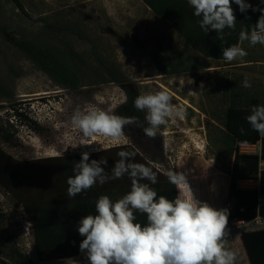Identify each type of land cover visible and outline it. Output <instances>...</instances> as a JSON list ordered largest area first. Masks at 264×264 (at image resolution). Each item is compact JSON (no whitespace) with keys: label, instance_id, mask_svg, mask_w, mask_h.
Masks as SVG:
<instances>
[{"label":"rangeland","instance_id":"374dc122","mask_svg":"<svg viewBox=\"0 0 264 264\" xmlns=\"http://www.w3.org/2000/svg\"><path fill=\"white\" fill-rule=\"evenodd\" d=\"M246 2L256 9L264 0ZM195 27L186 16L158 15L143 0H0V125L12 139L0 133V147L32 161L130 144L164 172L197 152L229 169L230 137L254 105H264V45L240 41L247 56L231 62L207 57L187 42ZM246 76L250 88L242 86ZM156 91L168 92L185 116L169 118L149 138L146 112L134 101ZM88 107L138 123L125 126L119 144L90 141L71 124L73 112ZM16 110L23 116L15 118ZM258 200L242 199L252 217ZM18 253L39 264L31 215L0 188V264H17Z\"/></svg>","mask_w":264,"mask_h":264},{"label":"clouds","instance_id":"9594fccd","mask_svg":"<svg viewBox=\"0 0 264 264\" xmlns=\"http://www.w3.org/2000/svg\"><path fill=\"white\" fill-rule=\"evenodd\" d=\"M233 2L242 13L252 8L246 0H188L194 15L201 17L200 27L206 32L235 28ZM260 11L264 13V9ZM239 40H247L252 46L264 45V14L250 32L240 31ZM222 56L231 62L243 59L247 52L240 44H235L224 48ZM242 86H252L247 76ZM134 107L146 112L149 126L144 127L143 132L149 138H154L157 129L166 125L169 118L185 116L184 110L172 103V97L166 91L139 95ZM246 120L253 130L264 136V105H254ZM136 123V117L120 116L95 107L77 108L71 117L72 126L83 137L90 141L104 137L116 144L125 138V126ZM117 155L120 159L109 176L105 173L106 159L90 160V153L83 152L73 169L74 176L67 179L69 197L90 189L97 182L103 185L125 174L131 179V190L127 194L115 202L107 195L100 196L95 204L97 214L86 215L79 221L77 230L84 237L79 249L88 264H235L236 253L226 247L230 235L227 208L216 209L197 200L185 174L175 171H168L167 178L177 186L179 194L174 200L165 196L157 199V192L149 184L141 183L143 180L157 183L156 173L144 164L130 162L134 152L120 151ZM134 210L147 214V226L134 222ZM66 264L79 262L67 258Z\"/></svg>","mask_w":264,"mask_h":264},{"label":"trees","instance_id":"16d2710c","mask_svg":"<svg viewBox=\"0 0 264 264\" xmlns=\"http://www.w3.org/2000/svg\"><path fill=\"white\" fill-rule=\"evenodd\" d=\"M155 13L165 18L173 15L186 16L196 27L187 35V42L195 46L207 57L223 59L222 50L239 44L241 30L251 31L259 17L264 14V3L256 11L247 10L235 15L234 29L225 28L222 32L205 31L200 27L201 17L194 15V9L188 0H143ZM172 15V16H171ZM252 107V106H251ZM23 116L15 111L14 117ZM243 129V132H241ZM0 133L6 142H11L10 136L0 125ZM235 146L230 170V193L236 197L264 196V169L260 161H264V136L252 129L249 123H243L235 135L230 137ZM261 142V155L241 152L242 145H256ZM120 151L134 152L130 162L144 164L154 170L144 156L130 145L119 146L91 153L90 160H107L105 173L112 175V168L120 159ZM81 155L60 156L54 158L19 161L0 147V188L14 196L32 217L35 235L36 252L39 262H54L61 259L77 257L80 254L79 245L82 237L77 230L78 210L87 204L93 192L101 191L97 182L88 190L75 197L67 194V179L74 176L73 169ZM177 172L176 169H174ZM246 181L259 182L260 191L243 189ZM142 182V181H141ZM131 179L127 174L119 179H110L104 183L103 190H125ZM128 187V186H127ZM101 189V190H100ZM259 216L264 218V205L259 206ZM247 205L243 201L234 203L229 212L230 224L233 220H251ZM251 264H264V229L248 231L242 234ZM17 264H34L27 255L18 253ZM2 264H8L3 262Z\"/></svg>","mask_w":264,"mask_h":264},{"label":"crops","instance_id":"0c3cea01","mask_svg":"<svg viewBox=\"0 0 264 264\" xmlns=\"http://www.w3.org/2000/svg\"><path fill=\"white\" fill-rule=\"evenodd\" d=\"M263 3L259 4L258 6L262 5ZM257 6V7H258ZM130 145V144H127ZM119 146H126V145H119ZM114 146V147H119ZM135 148L138 152H140L139 148L135 145H130ZM111 147V148H114ZM110 149V148H109ZM107 150V149H105ZM141 153V152H140ZM149 164L153 167V162L149 161L145 158ZM233 163V162H232ZM230 165L229 169H223L217 166L213 157H209L205 153L197 152V153H184L182 156L178 158L176 170L177 172H181L185 174L187 181L190 185L192 193L194 197L201 201L207 202L210 206L221 209L226 208L227 203L233 202L236 203L237 201H242V197H236L231 195L230 193V170L232 169V164ZM153 172L157 175V183L151 184L148 180H143L141 183H147L151 188H153L157 192V199L160 196H165L169 200H174L177 195L179 194V189L177 186L171 184L167 178V172H164L160 169H156L153 167ZM244 184V183H242ZM103 185L99 184L101 191L93 192L86 203L91 204L90 206L81 207L78 210V218L77 224L79 225V221L82 217L86 215H95V204L96 201L102 195H107L109 198L115 202L117 199L122 198L125 194H127L131 190V183L127 184L125 190H103ZM244 186V185H242ZM251 188H254L257 191H260V183H253ZM244 189V188H243ZM249 190V189H247ZM260 197V193L258 195ZM259 206L260 203H259ZM248 208V207H247ZM249 217H252L249 210H248ZM134 216L136 223L141 224V226H147V214L141 213L138 210H134ZM259 217V214L255 216V218ZM77 225V229H78ZM248 232V231H247ZM245 233V232H244ZM243 233L231 232L230 235L227 237L226 247L231 249L236 253V261L235 264H251L245 245L242 239ZM84 237H82V240ZM81 243V242H80ZM72 259L79 262V264H88L87 258L84 253L80 252L77 257H73ZM66 259H61L54 262H46L39 264H51L55 262L65 263ZM39 261V260H38ZM34 264H37L34 262Z\"/></svg>","mask_w":264,"mask_h":264},{"label":"built area","instance_id":"2783aa9c","mask_svg":"<svg viewBox=\"0 0 264 264\" xmlns=\"http://www.w3.org/2000/svg\"><path fill=\"white\" fill-rule=\"evenodd\" d=\"M241 152L249 153V154H257L261 155L262 152V146L261 142H259L256 145H242L240 147ZM260 168L264 169V161H260ZM255 183L253 181H246L244 182V186H242L244 189H252L251 185ZM259 183V182H257ZM258 202L260 205H264V196L260 195ZM234 203L229 202L226 205V208L229 210V212L233 209ZM229 233L231 232H237V233H244L247 231H254V230H261L264 229V218L261 216L251 219V220H233L230 224L227 225Z\"/></svg>","mask_w":264,"mask_h":264}]
</instances>
